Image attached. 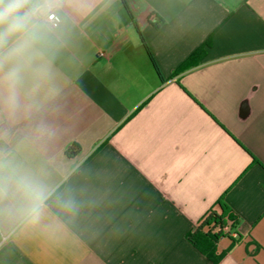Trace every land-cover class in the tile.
Returning <instances> with one entry per match:
<instances>
[{
	"label": "crops",
	"instance_id": "obj_1",
	"mask_svg": "<svg viewBox=\"0 0 264 264\" xmlns=\"http://www.w3.org/2000/svg\"><path fill=\"white\" fill-rule=\"evenodd\" d=\"M126 2L165 82L122 0H28L0 43V264H212L222 197L219 264H264V0Z\"/></svg>",
	"mask_w": 264,
	"mask_h": 264
},
{
	"label": "trees",
	"instance_id": "obj_2",
	"mask_svg": "<svg viewBox=\"0 0 264 264\" xmlns=\"http://www.w3.org/2000/svg\"><path fill=\"white\" fill-rule=\"evenodd\" d=\"M122 2L133 20L136 31L141 36L143 46L160 78V81L165 82L166 79L162 75L148 44L145 42L140 27L137 21L133 18L126 0H122ZM210 46L211 41H206V43L194 51L192 55L179 67V69L176 71V74L196 67L206 56L207 50ZM79 152V145L73 144L70 148V153L77 154ZM238 225V218L236 215H234L230 207L224 202L222 197L216 206L200 222L198 228L188 235L187 239L190 244H192L201 254L206 256L212 264H219L228 251H225L221 254L218 253V244L223 238L228 236L230 237L232 232L237 229Z\"/></svg>",
	"mask_w": 264,
	"mask_h": 264
},
{
	"label": "clouds",
	"instance_id": "obj_3",
	"mask_svg": "<svg viewBox=\"0 0 264 264\" xmlns=\"http://www.w3.org/2000/svg\"><path fill=\"white\" fill-rule=\"evenodd\" d=\"M28 0H0V43L12 34L23 30L29 13L21 14Z\"/></svg>",
	"mask_w": 264,
	"mask_h": 264
},
{
	"label": "built area",
	"instance_id": "obj_4",
	"mask_svg": "<svg viewBox=\"0 0 264 264\" xmlns=\"http://www.w3.org/2000/svg\"><path fill=\"white\" fill-rule=\"evenodd\" d=\"M40 14L42 15V18L45 22L52 25V27H57L59 24V18L54 12V7H51L50 5L45 7L40 11Z\"/></svg>",
	"mask_w": 264,
	"mask_h": 264
}]
</instances>
